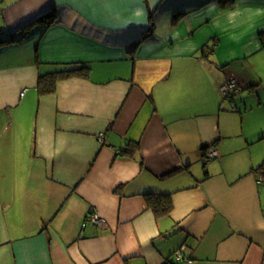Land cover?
I'll return each mask as SVG.
<instances>
[{"label": "crops", "instance_id": "0c3cea01", "mask_svg": "<svg viewBox=\"0 0 264 264\" xmlns=\"http://www.w3.org/2000/svg\"><path fill=\"white\" fill-rule=\"evenodd\" d=\"M234 1L0 0V264H264V0Z\"/></svg>", "mask_w": 264, "mask_h": 264}, {"label": "trees", "instance_id": "16d2710c", "mask_svg": "<svg viewBox=\"0 0 264 264\" xmlns=\"http://www.w3.org/2000/svg\"><path fill=\"white\" fill-rule=\"evenodd\" d=\"M235 1L234 0H220L219 7L220 8H228L231 9L234 6ZM18 40L19 39H15ZM5 42V39L0 36V44H3ZM88 67L84 64H78L69 68L64 69H58L54 70L49 73L40 74L38 76V83H37V89L39 93H52L55 89L56 82L62 79H67L69 77L73 76H83L85 73H87ZM137 147V143L133 142L128 144V148H123L121 150V154H131L132 150H135ZM130 148V149H129ZM257 171L260 172V174L264 177V162L262 163L259 168H257ZM147 197V204L152 211L160 216V215H167L170 213L172 209V201L171 196L169 194H156V193H149L146 194Z\"/></svg>", "mask_w": 264, "mask_h": 264}, {"label": "built area", "instance_id": "2783aa9c", "mask_svg": "<svg viewBox=\"0 0 264 264\" xmlns=\"http://www.w3.org/2000/svg\"><path fill=\"white\" fill-rule=\"evenodd\" d=\"M236 87H237V81H236V79H230L221 88L222 94L225 95V96H227V97H230L231 94H232V92L234 90H236ZM98 138L100 140H102L104 138V135L102 133H100L98 135ZM216 157H218V153H217V151H216L215 148L208 147L207 149H205L204 154H203V158H204L205 161L211 160V159L216 158ZM89 221L92 222L95 225H98V226H101V225L104 224L103 219L100 218V216H98L97 213H92L89 216ZM174 258L176 260H178V261H190V259L187 258L184 255V246H181L180 248H178L174 252Z\"/></svg>", "mask_w": 264, "mask_h": 264}]
</instances>
